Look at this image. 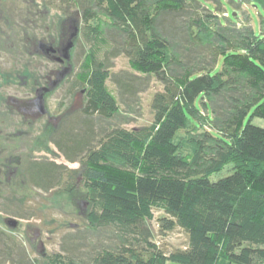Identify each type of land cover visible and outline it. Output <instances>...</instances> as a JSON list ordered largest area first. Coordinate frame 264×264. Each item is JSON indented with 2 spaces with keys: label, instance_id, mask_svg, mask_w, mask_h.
Segmentation results:
<instances>
[{
  "label": "trees",
  "instance_id": "obj_1",
  "mask_svg": "<svg viewBox=\"0 0 264 264\" xmlns=\"http://www.w3.org/2000/svg\"><path fill=\"white\" fill-rule=\"evenodd\" d=\"M43 2L78 16L84 53L69 95L81 92V106L48 137L78 167L26 155L13 168L31 188L77 198L82 224L39 254L0 228V264H264V128L252 123L264 118L263 27L224 14L221 0ZM35 42L53 56L52 40ZM120 56L128 69L114 72ZM153 81L152 121L126 128ZM24 202L9 192L0 212L30 219ZM153 210L164 214L155 234ZM175 228L185 244L156 241Z\"/></svg>",
  "mask_w": 264,
  "mask_h": 264
},
{
  "label": "rangeland",
  "instance_id": "obj_2",
  "mask_svg": "<svg viewBox=\"0 0 264 264\" xmlns=\"http://www.w3.org/2000/svg\"><path fill=\"white\" fill-rule=\"evenodd\" d=\"M221 6L224 14L227 10L234 18L247 17L257 34L262 27L264 30V24L261 23L264 8L259 3L221 0ZM69 12L46 6L43 0H0V209L4 196L12 192L16 196L23 195V210H30L34 214L30 219H21L0 212V228L13 233L32 254L58 251L61 235L82 224L77 198L31 188L22 182L17 170L13 168V158L26 155L33 159L54 160L70 168L78 167L77 163L65 161L48 137L61 116L79 108L80 101H75L76 96H70L69 93L72 92L70 82L82 59L84 46L81 40L76 39L69 58H63V62L54 59L62 53L61 50L52 53L51 57L41 48L35 47V41L43 38L52 42L55 40L52 45L60 48L59 36L64 32L65 20L69 15L77 17L76 13ZM122 69H128V64L120 56L114 60L112 70L116 72ZM42 77L46 78L47 85H40L45 80ZM108 85L115 93L113 86ZM43 88H50L43 96L46 112L36 115L27 112L25 106L27 108V104L41 93L38 90ZM157 90H161V86L153 81L150 88L141 94V114L132 123L125 125L126 128L146 125L152 121L149 103ZM252 123L264 128V118L255 117ZM230 167L231 164H228L212 174L210 179L217 180L228 175ZM12 169L14 171L11 174L9 171ZM16 203L19 204V201ZM153 215L151 225L155 234V220L164 214L160 210H153ZM8 218L17 220L14 228L5 222ZM155 239L163 247L171 248L185 244L186 235L175 228L164 237L157 236Z\"/></svg>",
  "mask_w": 264,
  "mask_h": 264
},
{
  "label": "water",
  "instance_id": "obj_3",
  "mask_svg": "<svg viewBox=\"0 0 264 264\" xmlns=\"http://www.w3.org/2000/svg\"><path fill=\"white\" fill-rule=\"evenodd\" d=\"M78 17V16H77ZM77 17H71L66 21V26L64 28V32H63V36L64 39L61 40V46L60 48L58 47V49H54L52 47H49L48 51H50L51 53H55L57 51L61 50V54L59 56H55L54 59L58 62H63V58L68 59L69 58V52L70 49L73 46L74 40L76 39V35H77V25H78V19ZM67 36V37H66ZM44 89V90H43ZM43 89H39L38 92L40 93L36 98H34L29 104H27V108L25 106V110L27 112L33 113V114H41L46 112V107L43 101V96L45 93H48L50 91L49 89L43 88ZM37 92V93H38ZM76 100L77 102H79V106H81V92L76 93ZM41 111V112H40ZM35 114V115H36ZM7 223L8 226H10L11 228H14L17 225V220L14 218H8L5 221Z\"/></svg>",
  "mask_w": 264,
  "mask_h": 264
},
{
  "label": "crops",
  "instance_id": "obj_4",
  "mask_svg": "<svg viewBox=\"0 0 264 264\" xmlns=\"http://www.w3.org/2000/svg\"><path fill=\"white\" fill-rule=\"evenodd\" d=\"M217 264H234V263H230V262H228L225 259H219L218 262H217Z\"/></svg>",
  "mask_w": 264,
  "mask_h": 264
},
{
  "label": "flooded vegetation",
  "instance_id": "obj_5",
  "mask_svg": "<svg viewBox=\"0 0 264 264\" xmlns=\"http://www.w3.org/2000/svg\"><path fill=\"white\" fill-rule=\"evenodd\" d=\"M42 78L45 79V80H44V81L42 80V81H43V84L41 83L40 85H47V84H46V78H45V77H42ZM7 169H8V168H7Z\"/></svg>",
  "mask_w": 264,
  "mask_h": 264
}]
</instances>
